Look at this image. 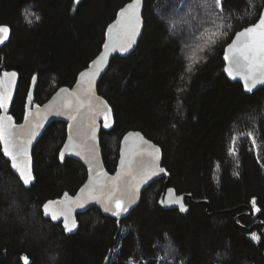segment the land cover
<instances>
[{
	"label": "trees",
	"instance_id": "1",
	"mask_svg": "<svg viewBox=\"0 0 264 264\" xmlns=\"http://www.w3.org/2000/svg\"><path fill=\"white\" fill-rule=\"evenodd\" d=\"M130 1L0 0V24L12 29L0 66L21 76L12 109L18 122L34 75L41 104L71 87ZM263 7L264 0H145L138 47L117 56L99 84L115 115L114 128L101 133L107 169L116 170L123 136L142 131L163 148L171 186L197 201L189 212L159 203L161 179L128 217L93 208L67 235L45 218L43 204L75 194L88 173L80 161H60L67 124L56 121L35 146L30 188L0 145V264H24V257L28 264H264V88L247 93L227 77L223 60Z\"/></svg>",
	"mask_w": 264,
	"mask_h": 264
},
{
	"label": "water",
	"instance_id": "2",
	"mask_svg": "<svg viewBox=\"0 0 264 264\" xmlns=\"http://www.w3.org/2000/svg\"><path fill=\"white\" fill-rule=\"evenodd\" d=\"M135 3H137V0H131L118 11L115 20L107 27L105 41L101 52L90 62L88 67L78 74L75 83L71 87L62 86L58 88L46 102L41 104L36 101L38 75H34L26 99L25 113L20 122L17 121L12 113L13 104L20 85V73L15 69H7L4 62L0 66V96L8 97V99L4 101L5 106L0 107V121H3L5 126L11 123L13 126L11 132L14 139L20 144L26 146V156H18L16 162L21 165L22 169H26L27 174L31 176L32 179L30 183L25 184L21 178L20 170L12 167L11 158L6 156L3 152L4 142L2 140H0V145L2 153L6 159L11 162L12 170L20 178L24 186L30 188L36 181L35 161L33 155L34 149L47 128L56 121H62L67 124V137L59 153L60 161L64 163L66 159L72 158L80 161L87 169V178L75 194L66 192L61 197L47 200L42 207L45 218L51 219L54 223H62L67 235L75 234L79 230V215L93 208H98L104 215L118 219L119 221L128 217L140 205L144 192L155 181L161 179H165V182L159 203L164 208L178 209L181 211V205H183L186 211L181 212L187 213L190 210L188 203H197L192 194H179L177 189L171 186L170 172L166 166H164L163 148L140 130H130L123 136L120 145V157L116 170L110 172L105 165L101 147V133L103 130L110 131L114 128L115 115L110 102L99 93V84L109 71L113 60L117 56H129L136 50L140 43L145 30V0H138L137 13L139 24L134 37V42L126 51H120L119 48L112 50L114 45L123 43L126 40V33L130 27V22L121 15V11L126 9L129 4ZM261 15H264V7ZM252 25L244 27L236 34ZM0 26H7L9 29L7 39H5L3 43H0L1 50L10 41L12 37V29L7 24H0ZM236 34L224 50V71L232 82H240L243 85L244 90L247 93L252 94L257 90L264 88V83H257L252 91L248 92L245 88V81L242 78V75H247V70L241 67L240 72L242 75H237V68L233 64L232 53L228 48V46L234 42H236L237 46H240V42L243 41V37L238 41ZM105 45H109L107 58L104 64L101 65L100 71L94 78L91 90L89 91V85L86 81L81 79L80 74L96 67V65L93 64V61H98L105 53ZM225 55L229 56L228 60L225 59ZM229 70L232 71L231 76L228 74ZM4 73H15L16 75L9 79L4 76ZM233 77L236 78L234 79ZM72 117H75V119ZM8 118H10V121ZM105 124L110 126L105 127ZM153 146L159 150V157L155 160V164H153L152 156L148 155ZM61 153H63V159H61ZM122 161L124 163H122ZM129 162L133 173L131 176L126 175ZM150 169L155 170L156 174L151 175L150 178L140 183L135 192L134 199L129 201L128 193L130 191V186L136 182L140 173ZM158 169H164V171L160 172ZM118 176L120 177L119 180H117ZM134 177L136 179H134ZM89 184H91L94 189L92 195L97 196L99 199L91 198L89 195V191L91 190L81 192V189H84L85 185ZM114 187L119 189V191L116 192L117 199L128 209L127 212H122L119 216L114 214L116 211L115 202H112L109 205L113 211L104 210L105 204L107 203L108 192ZM65 194H67L70 201L74 202L68 205L71 207V214L68 218L69 223L71 220H75L77 225L72 231L66 230L64 217L60 216V212L63 211L66 206L49 204V202L53 201H63L65 199ZM169 200H179L180 203H167ZM101 201H103V203ZM161 201H165V203H161ZM202 202L208 204L207 201ZM80 204H82L83 207L78 206ZM45 205H49L48 214L45 213ZM52 214H56L57 216H60V218L54 220L52 219Z\"/></svg>",
	"mask_w": 264,
	"mask_h": 264
},
{
	"label": "snow or ice",
	"instance_id": "3",
	"mask_svg": "<svg viewBox=\"0 0 264 264\" xmlns=\"http://www.w3.org/2000/svg\"><path fill=\"white\" fill-rule=\"evenodd\" d=\"M217 6H220V0H216ZM138 9V0L135 4H129L126 9L121 11V15L126 18L130 22L129 30L127 31L126 35L127 38L123 43L116 44L112 47V50H115L116 48H119L120 51H126L127 48L131 46V44L134 42V37L136 34V30L138 28L139 24V17L137 13ZM220 11H223V8L220 7ZM27 18V14H26ZM31 22V21H29ZM9 33V29L7 26H0V43H3L5 39H7ZM237 40L239 41L241 37H243V41L240 42V46H237L236 42L233 44H230L228 46L229 50L232 53L233 57V64L237 68V75H242L240 72L241 67L245 68L247 70V75H242V78L245 81V88L248 92H251L253 87L257 83H264V15H261L258 18V22L254 25L245 28L242 32L236 34ZM105 53L99 58L98 61H93V64L96 65L94 69H89L86 72H82L80 74L81 79L86 81L89 85V91L91 90V85L93 83L94 78L96 75H98L100 71L101 65L104 64L107 54L109 45H105ZM225 59L228 60L229 56L225 55ZM230 76L232 75V71L229 70L228 73ZM15 73H4L5 77H8L11 79L14 77ZM234 79L236 77H233ZM65 91V90H62ZM7 96H0V107L5 106L4 101L7 100ZM75 119V117H72ZM10 121V118H8ZM110 125L105 124V127H109ZM11 123H9L7 126L4 125L3 121H0V140L4 142V148L3 152L6 156L10 157L12 160V167L20 170L21 178L23 179L25 184H28L31 182V176L27 174L26 169H22L21 165L18 164L17 158L18 156H26V146L20 144L17 140L14 139L13 134L11 132L12 129ZM148 155L152 156L153 158V164H155V160L159 157V150L156 149L154 146L152 147V150L148 153ZM61 159H63V153H61ZM122 163H124L122 161ZM158 171L163 172L164 169H158ZM155 170H148L143 171L139 174V178L136 179V182L133 183L130 186V191L128 193L129 201L133 200L135 197V192L139 187V184L144 182L146 179L150 178L151 175H155ZM126 175H133L131 171V164L130 162L127 165V172ZM120 177H117V180H119ZM91 190V191H89ZM89 191V195L92 199H99L97 196L92 195V191L94 189L92 188V185H85L84 189H81V192ZM119 191L118 188L110 189L107 195V203L105 204V211H113V209L109 206L112 202H115V208L116 211L114 214L116 216L121 215L122 212H127V207L119 202V200L116 197V192ZM103 203V201H101ZM74 203L73 201H70L67 197V194H65V199L63 201H53L49 202V204H60L65 205V209L60 212V216L64 217L65 220V228L68 231H72L77 225L75 220H71L69 223V216L71 214V207L68 206L70 204ZM161 203H165V201H161ZM167 203H180L179 200L176 201H167ZM253 204H255V201H253ZM80 207H83L82 204L78 205ZM181 211H186V209L181 205ZM259 211V209H257ZM49 212V205H45V213L48 214ZM60 216H57L56 214H52V219H59ZM252 239L259 241V237L256 235L252 236ZM24 264H28L27 257H24Z\"/></svg>",
	"mask_w": 264,
	"mask_h": 264
},
{
	"label": "rangeland",
	"instance_id": "4",
	"mask_svg": "<svg viewBox=\"0 0 264 264\" xmlns=\"http://www.w3.org/2000/svg\"><path fill=\"white\" fill-rule=\"evenodd\" d=\"M77 1H80V0H77Z\"/></svg>",
	"mask_w": 264,
	"mask_h": 264
},
{
	"label": "bare ground",
	"instance_id": "5",
	"mask_svg": "<svg viewBox=\"0 0 264 264\" xmlns=\"http://www.w3.org/2000/svg\"><path fill=\"white\" fill-rule=\"evenodd\" d=\"M194 204V203H193Z\"/></svg>",
	"mask_w": 264,
	"mask_h": 264
}]
</instances>
